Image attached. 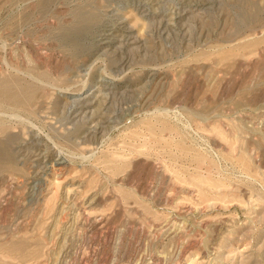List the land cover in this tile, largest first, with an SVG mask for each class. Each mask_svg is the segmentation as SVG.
<instances>
[{"label": "rangeland", "instance_id": "obj_1", "mask_svg": "<svg viewBox=\"0 0 264 264\" xmlns=\"http://www.w3.org/2000/svg\"><path fill=\"white\" fill-rule=\"evenodd\" d=\"M0 264H264V0H0Z\"/></svg>", "mask_w": 264, "mask_h": 264}]
</instances>
